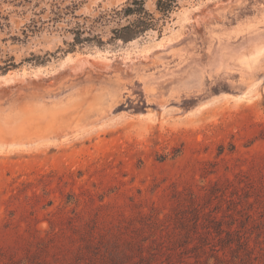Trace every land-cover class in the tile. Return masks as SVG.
Instances as JSON below:
<instances>
[{
    "label": "rangeland",
    "instance_id": "1",
    "mask_svg": "<svg viewBox=\"0 0 264 264\" xmlns=\"http://www.w3.org/2000/svg\"><path fill=\"white\" fill-rule=\"evenodd\" d=\"M130 1L0 0V264H264V0Z\"/></svg>",
    "mask_w": 264,
    "mask_h": 264
},
{
    "label": "trees",
    "instance_id": "2",
    "mask_svg": "<svg viewBox=\"0 0 264 264\" xmlns=\"http://www.w3.org/2000/svg\"><path fill=\"white\" fill-rule=\"evenodd\" d=\"M179 0H158L156 2V12L160 15L155 18L153 13L147 11L142 0H132L126 2L120 9H112L110 12L101 13L98 17L90 19L84 17L83 23L76 22L73 34L72 47L81 46L87 43H95L98 46H103L101 36L93 34L97 25H102L109 22H115V27L111 29L112 36L109 41H122L127 43L133 41L151 30L161 31L165 26L166 21L170 18V14L178 7ZM77 4L73 3L66 8L67 12L72 15V18L78 19L74 15ZM132 18V19H130ZM90 22V24H87Z\"/></svg>",
    "mask_w": 264,
    "mask_h": 264
}]
</instances>
